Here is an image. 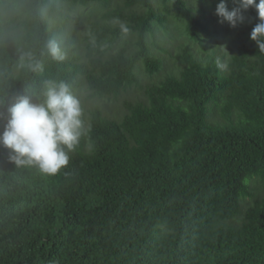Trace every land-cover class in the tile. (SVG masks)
<instances>
[{"label":"trees","instance_id":"1","mask_svg":"<svg viewBox=\"0 0 264 264\" xmlns=\"http://www.w3.org/2000/svg\"><path fill=\"white\" fill-rule=\"evenodd\" d=\"M115 1L0 0V38L9 27L11 39L21 31L12 39L19 52L0 49V114L6 115L16 85L26 84L34 99L41 97L44 89L34 75L41 63L20 52L33 31L48 35L50 18L59 19L70 36L68 20L79 2L97 5L87 19L93 26L101 17L136 24L127 29L138 33L139 42L153 19L165 26L173 17L168 28L184 25L187 37L199 23L186 0H160L161 8L155 0ZM211 1L209 11L215 12L220 0ZM226 3L229 10L238 7L234 0ZM168 5L167 15L159 16ZM247 16L248 31L242 25L228 30L233 55L225 75L203 70L182 50L179 73L166 72L144 92H134L141 89L134 67L101 83L86 66L93 56L75 64L81 54L63 37L69 59L57 81L75 77L76 96L85 81L96 97L112 94L108 101L128 112L109 125L100 109L89 111V123L84 108L86 134L55 176L36 166L18 170L9 150L0 149L5 264H264V52L250 39L257 11ZM135 46L136 54L115 57L120 64L142 59L140 44ZM52 66L44 71L56 79ZM160 67L157 62L146 71L154 78ZM132 93L142 95L132 101Z\"/></svg>","mask_w":264,"mask_h":264},{"label":"clouds","instance_id":"2","mask_svg":"<svg viewBox=\"0 0 264 264\" xmlns=\"http://www.w3.org/2000/svg\"><path fill=\"white\" fill-rule=\"evenodd\" d=\"M66 1L63 0L64 4ZM186 1L194 11L195 18H199V23L191 28L188 37L184 25H181L189 43L196 46L195 50L191 46H186L182 50L184 54L187 52L191 55L203 70H210L209 73H219V76L226 74L233 55V37L231 30H228L230 27L236 28L238 25H242L248 31L251 21H249L247 12L250 9L257 11L259 20L250 34V39L256 42L260 52H264V0H258V2L257 0H234L238 7L231 10H229L226 0H220L215 12L209 11L210 7H208V13L217 15L208 20L202 19L206 13L205 7L203 8L206 3L198 4V8H194L190 5V0ZM198 1L205 2L207 0ZM91 6L97 7L94 3L82 4L79 2L74 8L72 20H68L73 22V34L84 36L82 44L76 45L74 39L65 35L59 19L50 18L48 35L42 38L38 30L33 31V36L29 35L28 38L29 46L24 52H20L27 57L30 63H41L34 75L39 77L40 82L37 84L44 89V92L39 99H34L32 95L34 91L29 86L26 84L16 85L15 91L9 93L6 99V115L0 114V119L5 121L3 127L0 126V149L2 151L9 150V159L12 165L18 167V170H20L19 166H36L43 174L55 176L65 168L70 161L69 153L75 149L80 143L81 137L86 134L83 118L84 108H86L85 114L87 113L86 119L89 123H91L89 111L100 109L103 112L102 117L110 122L109 125L112 123L118 125L128 112L122 103L108 101V98L113 96L112 94H104L101 98L96 97L97 92L89 89L85 81L76 91L80 92L78 96L74 95L72 91L75 77L73 80L57 81L60 71L64 69V63L69 59V48L67 45L63 46V37L66 41L72 40L74 42L73 49L81 54V60L74 62L75 64H81L88 56H93L89 60L86 59V66L90 73L103 84L109 83L108 79L117 72L123 75L128 67L129 71L131 67H134V72L141 84V89H135L134 92H144L145 86L150 85L149 83L153 82L155 78L165 75L166 72L172 73L171 61L163 60L160 55L170 57V47L173 42L172 29L168 26L172 23L171 18L173 17L168 19L165 26L156 22L155 19L149 22L148 28L151 26V30L142 26L144 41L139 42L138 33L127 29L129 26L134 28L136 24L123 22L118 18L103 19L101 17L99 25L93 26L92 21L87 20ZM156 6L161 8L162 2L160 1ZM170 7L171 5L164 7L159 16H166L165 12ZM81 10H83V14H81ZM176 31L177 38L178 30L176 29ZM132 35H135V40ZM227 35L231 37L230 46L220 44L212 47L210 44L215 41L224 42ZM15 37H21V31L16 32L12 39ZM205 37H208L211 42H207ZM12 39L9 27L6 34L0 38V49L3 52L10 50L19 52ZM135 43H139L141 46L138 55H143L142 59L130 66V62L126 61L120 64L115 57L121 52L126 55L136 54L138 49ZM97 58L106 61V63L91 62ZM44 60H47V63ZM149 60H153V62L147 64ZM157 62L161 67L152 78L146 69L155 68ZM49 64H53L52 67L55 66L56 79L45 74L44 70ZM182 67L183 65L181 69ZM142 72L149 76L151 79L149 82L141 80ZM140 95L142 94H131L134 96L133 100ZM81 101H83V105ZM108 104L114 105L116 108L111 113L107 111ZM0 264H5L2 257H0Z\"/></svg>","mask_w":264,"mask_h":264},{"label":"rangeland","instance_id":"3","mask_svg":"<svg viewBox=\"0 0 264 264\" xmlns=\"http://www.w3.org/2000/svg\"><path fill=\"white\" fill-rule=\"evenodd\" d=\"M210 2H212L211 0H207V1H205V2H200V1H198V0H190L189 1V3H190V5L191 6H193L194 8H198V4H203V3H207V4H205L204 6H203V8L205 7V9H206V13H205V15H203L202 16V19L203 20H208V19H210V18H213V17H215V16H217L215 13H208L207 12V9H208V3H210ZM155 3L157 4V5H159V3H160V0H155ZM115 4H118V5H121L122 4V1L120 0V1H118V0H116L115 1ZM93 8H95L94 6H91L90 7V9H93ZM79 11V10H78ZM96 11H98V10H96ZM81 12V14H83V10H81L80 11ZM98 12H100V11H98ZM171 20H173V18H171ZM178 27V28H177ZM176 28H177V30H178V39L176 38V34H177V31H176ZM171 36H172V42H173V44H172V46L170 47V57H167V56H165V55H160V57L163 59V60H165V61H167V60H170L171 61V63H172V72L173 73H175V74H178L179 73V68H181V66L179 65V63H178V61H177V55H179L180 53H181V51H182V49L184 48V47H192V49H196V46L195 45H191L190 43H189V40L186 38V36H185V32H184V28L181 26V25H178V24H176V27H173V29H172V32H171ZM70 37H71V39L73 40H75V44L76 45H80V44H82V42H83V40H84V36H75L74 34H73V32L71 31V34H70ZM132 37H133V39L135 40V35H132ZM205 39L207 40V42H211L210 41V39L208 38V37H205ZM226 40L224 41V42H217V41H215V42H213V43H210V44H212V47H216V46H219L220 44H222V45H228V46H230V40H231V37L230 36H226V38H225ZM162 76V75H161ZM140 78H141V80L143 81V82H149L151 79L149 78V76H147L145 73H141V75H140ZM132 100L134 99V96H131L130 97ZM116 108H115V106L114 105H111V104H108V106H107V111L109 112V113H111L112 111H114ZM259 186H257V188H258Z\"/></svg>","mask_w":264,"mask_h":264}]
</instances>
